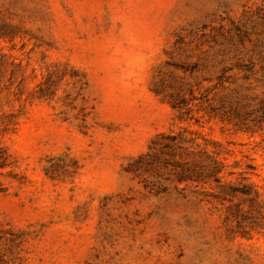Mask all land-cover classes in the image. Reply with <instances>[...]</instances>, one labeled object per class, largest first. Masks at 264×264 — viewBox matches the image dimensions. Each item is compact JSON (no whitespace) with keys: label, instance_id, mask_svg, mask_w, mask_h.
Listing matches in <instances>:
<instances>
[{"label":"rangeland","instance_id":"374dc122","mask_svg":"<svg viewBox=\"0 0 264 264\" xmlns=\"http://www.w3.org/2000/svg\"><path fill=\"white\" fill-rule=\"evenodd\" d=\"M0 264H264V0H0Z\"/></svg>","mask_w":264,"mask_h":264}]
</instances>
